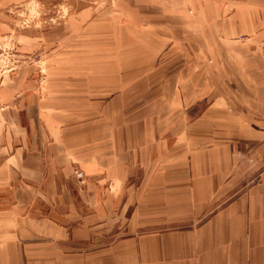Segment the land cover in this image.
I'll use <instances>...</instances> for the list:
<instances>
[{"label": "crops", "instance_id": "0c3cea01", "mask_svg": "<svg viewBox=\"0 0 264 264\" xmlns=\"http://www.w3.org/2000/svg\"><path fill=\"white\" fill-rule=\"evenodd\" d=\"M177 10L175 117H136L118 67L89 101L0 85V264H264V0Z\"/></svg>", "mask_w": 264, "mask_h": 264}, {"label": "rangeland", "instance_id": "374dc122", "mask_svg": "<svg viewBox=\"0 0 264 264\" xmlns=\"http://www.w3.org/2000/svg\"><path fill=\"white\" fill-rule=\"evenodd\" d=\"M177 8L178 0L0 3V85L15 89L23 83L29 89L35 88L42 97L47 94V84L52 79L62 85L56 92L63 91L72 97L84 94L88 100L97 73L108 92L111 91L108 86L116 87V76L111 71L114 73L118 67L120 95L131 80L127 73H134L136 117L160 112L164 117H175L176 91L171 85L178 70L191 65L178 62V54L188 52L186 49L190 51V47H178ZM159 37L168 41L160 42ZM116 41L118 45L114 44ZM152 72L166 80V89L145 84L159 79L148 77ZM85 75L87 85L80 89L78 82ZM160 92H166L168 102L155 109L153 106L158 102L152 99ZM130 98L129 94V101ZM120 102H126V94Z\"/></svg>", "mask_w": 264, "mask_h": 264}, {"label": "built area", "instance_id": "2783aa9c", "mask_svg": "<svg viewBox=\"0 0 264 264\" xmlns=\"http://www.w3.org/2000/svg\"><path fill=\"white\" fill-rule=\"evenodd\" d=\"M76 175H77L78 177H81V176H82V173H81L80 171H76ZM244 264H247V263H244Z\"/></svg>", "mask_w": 264, "mask_h": 264}]
</instances>
